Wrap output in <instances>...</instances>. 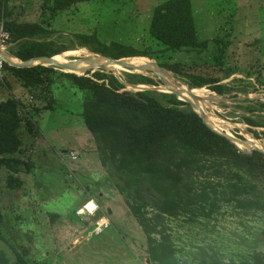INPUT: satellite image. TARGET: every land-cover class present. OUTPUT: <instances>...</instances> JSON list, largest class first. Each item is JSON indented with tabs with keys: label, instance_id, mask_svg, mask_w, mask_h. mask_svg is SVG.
I'll use <instances>...</instances> for the list:
<instances>
[{
	"label": "rangeland",
	"instance_id": "1",
	"mask_svg": "<svg viewBox=\"0 0 264 264\" xmlns=\"http://www.w3.org/2000/svg\"><path fill=\"white\" fill-rule=\"evenodd\" d=\"M164 1H80L54 16L42 10L40 0H16L14 4L22 21H47L51 38L57 46L67 48L60 54L80 48L78 35L140 49L154 44L157 51L152 56L143 55L146 61L159 64L166 71L165 78L179 87L204 88V98L210 102L206 111L223 120V131L248 140L240 144L242 148L253 144L264 147V127L252 126L246 120L264 119V108L258 102H264V0H192L199 36L209 43L207 47L177 50H164L149 33L154 9ZM9 46L2 48L10 53ZM85 47L98 57L89 46L81 49ZM67 57L81 60L76 66L87 67L86 72L90 70L91 74L98 69L113 74L124 85L120 91H150L169 104L162 94L171 91L150 67L141 69L143 64L133 62V66L115 72L110 67L89 64L87 54ZM53 66L52 88H41V94L25 88L3 63L0 67V100L12 95L20 103L24 145L18 156L33 164L30 173L18 174L23 184L17 188L8 185L9 170L0 168V207L6 238L0 239V249L7 252L13 264L18 263L12 245L39 264H159L148 255L149 236L131 206L138 205L149 216L155 214V201L160 197L150 193L151 177L141 174L145 200L137 199L118 169L123 162L120 151L113 153V165L104 154L111 156L112 151L102 148L105 143L85 123L83 109L92 92L80 89L63 75L68 70ZM137 75L150 77L155 83L132 82ZM201 78L219 79L229 92L222 100H211L208 96L215 91L210 83L195 86ZM245 94L258 95L262 100ZM176 96L184 102L181 107L196 111L191 102ZM47 104L52 107L48 109ZM29 119L35 123L33 133L27 129ZM251 130H257L259 137ZM260 193L264 196V186ZM90 201L96 203L95 211L78 213ZM205 211L197 215L182 212L177 218L165 215L158 224L178 249L180 264H264L263 211L239 208L227 201ZM154 236L161 241L158 233Z\"/></svg>",
	"mask_w": 264,
	"mask_h": 264
},
{
	"label": "trees",
	"instance_id": "2",
	"mask_svg": "<svg viewBox=\"0 0 264 264\" xmlns=\"http://www.w3.org/2000/svg\"><path fill=\"white\" fill-rule=\"evenodd\" d=\"M15 1L0 0V32L4 29L10 33L7 42L11 54L26 60L38 55H58L67 49L57 46L51 38L53 33L46 26L47 21H22L15 10ZM80 1L88 0H40L42 10L52 16ZM195 16L192 0H166L155 7L149 33L164 50L207 47L209 40L200 38ZM78 38V46H89L94 52L116 59L152 56L157 51L154 44L140 49L119 42L108 44L88 35H78ZM91 42H95L93 46ZM3 66L33 92L41 94V88H52V73L56 71L53 65L18 67L3 61ZM90 72L83 75L62 72L74 85L92 92L83 109L86 125L105 143L102 148L112 151L111 156L105 151L104 154L110 157L113 165V153L120 151L123 162L118 169L124 174L127 186L135 190L137 199L145 200L141 193V174L144 178L151 177L150 193L160 197L155 201L157 210L153 216L131 204L134 215L149 236L150 259L159 264H180L178 249L169 235L158 229L165 215L177 218L182 212L191 211L197 215L201 210L206 213L208 208L214 210L226 201L235 202L239 208L264 212V196L260 193V187L264 186L263 151L241 150L226 136L208 127L195 110L181 107L184 102L174 93L162 94L169 102L164 104L150 91H120L124 85L102 69ZM131 81L155 83L143 75L133 76ZM206 83L220 94L229 92L227 85L216 78L203 79L195 86ZM258 102L264 108V102ZM19 104L12 95L0 100V168L9 170L8 185L12 188L21 187L23 179L18 174L30 173L33 167L29 160L18 156L24 145ZM46 107L50 109L52 105ZM246 120L252 126L264 127V119L250 117ZM34 127L35 123L29 119L28 131L35 132ZM251 131L259 137L257 130ZM3 222L0 207V239L6 240ZM155 232L161 241L157 242ZM12 247L18 264H39ZM0 264H13L7 252L1 249Z\"/></svg>",
	"mask_w": 264,
	"mask_h": 264
},
{
	"label": "water",
	"instance_id": "3",
	"mask_svg": "<svg viewBox=\"0 0 264 264\" xmlns=\"http://www.w3.org/2000/svg\"><path fill=\"white\" fill-rule=\"evenodd\" d=\"M0 58H2L4 61L8 62L10 65H14V66H18V67H31V66H34V65H38V64H42V65H57L61 68H64V70H68V72H73V73H76V74H79V75H83L85 74L86 70H87V67H84V68H79L77 67V61H81V60H72L71 62H67V63H63V62H59L55 57L57 54L55 55H41V56H34V57H31L29 59H20V60H13L12 58H18L17 56H14L8 52H6L0 45ZM98 55V57H101V58H104L107 60V62L109 63H112V62H119L121 64H123L124 66H133V64L129 63V62H126L124 59L125 58H128V57H123V58H119V59H116V58H113L111 56H107V55H104V54H101V53H95ZM105 65L106 64H102L100 65V67H103L105 68ZM141 69L142 68H146V67H150L153 69L154 73L158 74L160 77H161V80L164 82L165 84V88L168 89L169 91H171V93H174L176 95H181L183 96V93L185 92V90L183 88H169L168 86V80L165 78V69L162 68L159 64H157L156 62H148L146 64H143V66H139ZM75 70H80V73H78L77 71ZM187 92V91H186ZM188 93L191 94V96L194 98L195 101H192L190 98L186 97V96H183L186 100H188L189 102L192 103V105L195 106L196 108V112L198 110H200V112H197L201 118L203 119V121L207 124L208 127H210L211 129L215 130L216 132L226 136L229 140H231L233 143L236 144V146L238 148H240L241 150L243 151H250V150H253V149H257V150H260V151H263L264 152V147H259L257 145H252V146H249L247 147L246 149L242 148L240 144H244L245 142H247L248 140H245V139H242L240 137H237L235 135H232L230 134L228 131H223V130H218L216 129L214 126L211 125V123L207 120V115L206 113L204 112V110L202 109L201 105H198L197 103L199 102V99H205L204 97H201L199 95H196L192 92V88H189L188 90ZM225 94H220L218 92L215 91L214 94H212L211 96H208L209 99L211 100H216V99H223L225 98L224 97ZM244 96L246 97H249V98H255V99H258L259 96H250L249 94H245ZM260 99V98H259ZM262 100V99H260Z\"/></svg>",
	"mask_w": 264,
	"mask_h": 264
},
{
	"label": "bare ground",
	"instance_id": "4",
	"mask_svg": "<svg viewBox=\"0 0 264 264\" xmlns=\"http://www.w3.org/2000/svg\"><path fill=\"white\" fill-rule=\"evenodd\" d=\"M1 51V50H0ZM80 53H83V54H87V56L89 57V64L91 63H94L95 65H102V64H106L105 67H110L111 69H113L115 72H119L120 70H123V69H127L123 64L119 63V62H112V63H109L107 62L106 59L104 58H101V57H96L94 54L90 53L86 47L81 49L80 48H77L76 50L74 51H67V52H64L62 54H58L56 55V59L59 61V62H63V63H67V62H71V60L67 57V56H71V55H79ZM94 55V56H93ZM142 60H141V59ZM124 60H126L127 62L129 63H133V62H136L137 64H144L148 61L145 60V58L143 56H132L130 58H125ZM77 71L78 73H80V70H75ZM173 76V75H172ZM166 77V76H165ZM171 77V75H170ZM168 80V87L169 88H183L185 90V92L183 93V96H186L188 98H190L191 100L195 101L194 98L191 96L190 93H188V90L189 88L186 87L185 84H182L181 87H179V85L177 84H173L170 82L169 79ZM178 80V79H177ZM175 82V81H174ZM165 87V86H164ZM204 88H199V89H192V92L196 95H199L201 97H207V94L206 92L203 90ZM187 91V92H186ZM209 103L207 99H199V102L197 103L198 105H201L202 109L204 110V112L206 113L207 115V120L211 123L212 126L216 127L217 129H220V130H223L222 127H223V120L220 119L219 117H217V115L215 116L213 113L211 112H207L206 111V106H209ZM229 130V129H228ZM230 131V130H229ZM86 208H89V212H94L95 209H96V203L93 202V201H90L88 203V206Z\"/></svg>",
	"mask_w": 264,
	"mask_h": 264
},
{
	"label": "built area",
	"instance_id": "5",
	"mask_svg": "<svg viewBox=\"0 0 264 264\" xmlns=\"http://www.w3.org/2000/svg\"><path fill=\"white\" fill-rule=\"evenodd\" d=\"M10 38V33L4 29H1V32H0V45L1 47H6V45L8 46L9 42H7V40ZM3 59L0 58V67L2 66V63H3ZM0 71H1V68H0ZM73 158L76 157V154L75 152H72V155H71ZM89 203V202H88ZM88 203H86L82 208H80L78 210V213H82V212H85V211H88L89 212V208H86L88 206ZM97 208V206H96Z\"/></svg>",
	"mask_w": 264,
	"mask_h": 264
},
{
	"label": "flooded vegetation",
	"instance_id": "6",
	"mask_svg": "<svg viewBox=\"0 0 264 264\" xmlns=\"http://www.w3.org/2000/svg\"><path fill=\"white\" fill-rule=\"evenodd\" d=\"M92 64H94V63H92Z\"/></svg>",
	"mask_w": 264,
	"mask_h": 264
}]
</instances>
